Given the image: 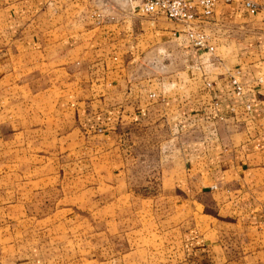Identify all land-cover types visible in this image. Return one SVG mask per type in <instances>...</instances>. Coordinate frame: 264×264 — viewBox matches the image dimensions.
I'll use <instances>...</instances> for the list:
<instances>
[{
	"label": "crops",
	"instance_id": "crops-1",
	"mask_svg": "<svg viewBox=\"0 0 264 264\" xmlns=\"http://www.w3.org/2000/svg\"><path fill=\"white\" fill-rule=\"evenodd\" d=\"M243 1L193 23L207 51L188 43V26L124 1L0 0V85L42 114L44 144L114 165L127 161L136 131L161 132L169 166L160 177L176 194L163 264H264V0H249L253 13ZM35 122L22 127L27 142ZM207 205L225 219H195ZM127 257L112 251L102 264Z\"/></svg>",
	"mask_w": 264,
	"mask_h": 264
},
{
	"label": "rangeland",
	"instance_id": "rangeland-1",
	"mask_svg": "<svg viewBox=\"0 0 264 264\" xmlns=\"http://www.w3.org/2000/svg\"><path fill=\"white\" fill-rule=\"evenodd\" d=\"M120 2L115 0V6ZM4 84L0 85V138L5 135L0 139V264H102L112 251L130 252L126 264L141 258L163 264L165 244L173 249L176 194L172 179L160 177L162 170L167 175L169 166L164 150L161 153L157 146L161 132L136 131L138 140L127 161L97 166L91 163L97 159L85 149L75 158L65 143L44 144L42 114L28 111L26 99L12 98L10 83ZM28 119L36 121L37 130L27 142L22 127ZM16 132L20 138L11 140ZM114 168H125L128 174L104 176ZM88 171L92 172L86 175ZM80 172L84 175L76 178ZM193 217L213 223H218L213 218L225 219L209 205L198 206Z\"/></svg>",
	"mask_w": 264,
	"mask_h": 264
},
{
	"label": "built area",
	"instance_id": "built-area-1",
	"mask_svg": "<svg viewBox=\"0 0 264 264\" xmlns=\"http://www.w3.org/2000/svg\"><path fill=\"white\" fill-rule=\"evenodd\" d=\"M134 10L144 14L161 13L165 18L188 26L186 38L188 43L199 49L212 51L207 44V35L193 26L201 18L209 16L219 3H229L232 0H123ZM244 7L249 13H253L255 5L249 0L243 1ZM234 90L238 94L241 87L232 79Z\"/></svg>",
	"mask_w": 264,
	"mask_h": 264
}]
</instances>
